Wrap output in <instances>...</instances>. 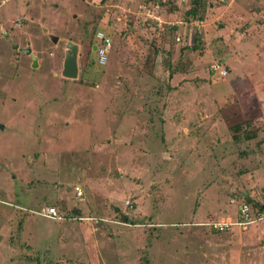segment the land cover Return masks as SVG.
<instances>
[{
	"label": "rangeland",
	"instance_id": "374dc122",
	"mask_svg": "<svg viewBox=\"0 0 264 264\" xmlns=\"http://www.w3.org/2000/svg\"><path fill=\"white\" fill-rule=\"evenodd\" d=\"M262 1L200 0L198 19L192 0H0V264H264V216L208 225L264 203V89L236 78L253 70L230 41L248 18L264 31Z\"/></svg>",
	"mask_w": 264,
	"mask_h": 264
},
{
	"label": "built area",
	"instance_id": "2783aa9c",
	"mask_svg": "<svg viewBox=\"0 0 264 264\" xmlns=\"http://www.w3.org/2000/svg\"><path fill=\"white\" fill-rule=\"evenodd\" d=\"M1 1H4V0H1ZM179 1H183V0H179ZM152 17H154L153 19L157 20L160 23L161 20L158 17L156 16H152ZM93 40L95 42L93 52L95 54L96 62L98 65H103L106 61V56L110 49L111 39L106 34H104L102 31L96 30L93 34ZM211 70H213L215 73L219 75L226 74V68L223 66H220L217 63H214L211 65ZM73 189L77 197H79L81 192L78 189V187L74 186ZM125 203L128 204V200H126ZM252 212L253 210H251L249 205H247L246 203H241L237 206L235 219L228 217L220 221L208 223V225L217 231L228 230L229 227L232 225H236L241 228L242 227L244 228L249 223H252L254 220L260 219L262 218V216H264V210H260L253 214ZM41 214L46 216L47 218H57V219L61 218V216L58 214L57 210L53 206H48L44 208L41 211Z\"/></svg>",
	"mask_w": 264,
	"mask_h": 264
},
{
	"label": "crops",
	"instance_id": "0c3cea01",
	"mask_svg": "<svg viewBox=\"0 0 264 264\" xmlns=\"http://www.w3.org/2000/svg\"><path fill=\"white\" fill-rule=\"evenodd\" d=\"M263 2H264V0L262 1V4L264 5ZM234 5L237 8V10L239 11V9H240L239 4L236 3ZM20 8H22V6H20ZM260 12H261L260 8L257 7L256 10L250 14V16L252 17V15L253 16L258 15ZM238 17H240V16L238 15ZM257 20H258L257 18L256 19L253 18L252 20H249V18H248L246 25L243 26L242 29L235 28L234 34L236 36L233 35V33H232V37H231L230 41L232 42V44H236L238 46L237 49H234L235 54H237L243 50L246 53L247 57L250 59V62L237 61L236 69L241 70L243 68H252V70H253V72H250V73H244V72L241 73V71L235 72V73H238V75H236V78H238L240 80V79H245L248 77L251 81V84L254 85V88H256V89L257 88H263L264 89V52L262 53V55L259 58H256V56L254 55V49L257 47L256 45L261 42V37L264 38V31L259 33V35L257 34L259 31L256 33H254L253 31H251V33H250V31H249L251 29V27H255L256 25H259L258 24L259 22H256ZM263 27H264V25H263ZM263 27H262V29L264 30ZM247 31H249V32H247ZM241 36H244V38H241ZM240 39L242 41H240ZM259 49H261V48L259 47ZM248 55H251V56L254 55L255 58L258 60H254L251 58V56H248ZM242 65H246V66H242ZM253 91H255V90H253ZM257 94L259 95V96L256 95L257 100L263 99V101H264V93L261 95L259 92H257ZM221 211L223 212V209ZM80 213H81V211H80Z\"/></svg>",
	"mask_w": 264,
	"mask_h": 264
},
{
	"label": "water",
	"instance_id": "95a60500",
	"mask_svg": "<svg viewBox=\"0 0 264 264\" xmlns=\"http://www.w3.org/2000/svg\"><path fill=\"white\" fill-rule=\"evenodd\" d=\"M44 30V28H42ZM4 34H7L4 32ZM48 38L51 42H56L57 38L53 34L48 33ZM10 46L13 49H17L18 51L22 52L23 54L29 55L31 58V67L36 66V58L33 54H31L30 48L28 45L24 47H18L16 43L10 42ZM94 50V47H93ZM76 56H77V45L73 42L67 41L64 44V51H63V59H62V66L60 70L61 76L65 78L74 79L77 76V64H76ZM113 211L117 212L118 208L113 206ZM70 213L75 216L80 215V209L72 208ZM120 220L124 221L125 216L122 213H119Z\"/></svg>",
	"mask_w": 264,
	"mask_h": 264
},
{
	"label": "trees",
	"instance_id": "16d2710c",
	"mask_svg": "<svg viewBox=\"0 0 264 264\" xmlns=\"http://www.w3.org/2000/svg\"><path fill=\"white\" fill-rule=\"evenodd\" d=\"M155 5H157V4H155ZM202 8V5L200 4V0H192V4H191V6L189 7V9L187 10V12H185V14L187 15V16H191V17H195V16H197L198 17V19L200 18V9ZM96 31V30H95ZM192 44L190 45V49H194L195 48V46H193V44L194 43H196V42H198V40H199V35H196V34H194L193 36H192ZM94 53V52H93ZM95 55V54H94ZM95 61H96V58H95ZM226 68V67H225ZM226 73H227V68H226ZM246 138V137H245ZM244 138V139H245ZM74 188V187H73ZM74 190V189H73ZM74 194H75V192H74ZM244 203H246L247 205H249V207L251 208V210H253V212H252V214L253 213H255V212H258V211H260V210H264V203L263 202H261V203H259V202H256V201H253V200H251V199H249V200H246V201H244ZM46 207H48V206H45V207H42V209H41V211L44 209V208H46ZM54 207V206H53ZM55 208V207H54ZM56 209V208H55ZM57 210V209H56ZM57 212H58V214L62 217L63 216V214L61 215L60 213H59V210H57ZM117 213L119 214V213H122V212H120L119 210L117 211ZM67 214H68V216H70V217H74L75 215H72L71 213H70V211H67ZM123 214V213H122ZM124 216H125V222H128V223H137V222H135V219H132V218H129L127 215H125L124 214ZM64 217V216H63ZM216 231V230H215Z\"/></svg>",
	"mask_w": 264,
	"mask_h": 264
},
{
	"label": "flooded vegetation",
	"instance_id": "af4514ba",
	"mask_svg": "<svg viewBox=\"0 0 264 264\" xmlns=\"http://www.w3.org/2000/svg\"><path fill=\"white\" fill-rule=\"evenodd\" d=\"M95 46V42H94V40L92 39V43H91V48H90V50H91V52H93V47Z\"/></svg>",
	"mask_w": 264,
	"mask_h": 264
}]
</instances>
